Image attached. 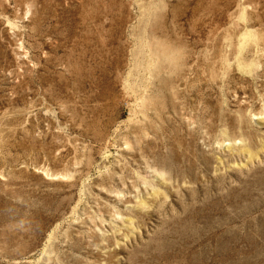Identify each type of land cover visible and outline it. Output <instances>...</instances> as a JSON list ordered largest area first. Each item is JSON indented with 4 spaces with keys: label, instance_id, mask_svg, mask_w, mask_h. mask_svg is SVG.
<instances>
[{
    "label": "rangeland",
    "instance_id": "rangeland-1",
    "mask_svg": "<svg viewBox=\"0 0 264 264\" xmlns=\"http://www.w3.org/2000/svg\"><path fill=\"white\" fill-rule=\"evenodd\" d=\"M0 264H264V0H0Z\"/></svg>",
    "mask_w": 264,
    "mask_h": 264
}]
</instances>
